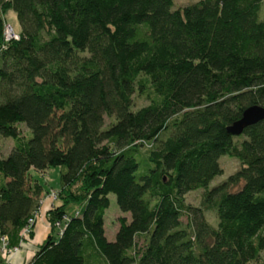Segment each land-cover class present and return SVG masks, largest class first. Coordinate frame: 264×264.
<instances>
[{"label":"trees","instance_id":"16d2710c","mask_svg":"<svg viewBox=\"0 0 264 264\" xmlns=\"http://www.w3.org/2000/svg\"><path fill=\"white\" fill-rule=\"evenodd\" d=\"M173 1L0 0L8 248L34 237L44 189L31 171L61 167L50 231L27 264H264V118L227 127L264 107L262 0ZM8 11L18 38H5ZM222 154L240 165L211 187ZM109 195L128 215L113 241Z\"/></svg>","mask_w":264,"mask_h":264},{"label":"rangeland","instance_id":"374dc122","mask_svg":"<svg viewBox=\"0 0 264 264\" xmlns=\"http://www.w3.org/2000/svg\"><path fill=\"white\" fill-rule=\"evenodd\" d=\"M193 1H197V0H174L173 1V5L172 8L175 7H182V5L184 4H188V3H193ZM261 6L260 9L257 13L258 19H264V0H262L260 2ZM6 18L7 21L9 23V27H11L13 29V31L15 33L18 32V30L20 29V26L18 24V21L14 15L13 11H8L6 13ZM135 98V106H141L142 104L147 102V99L144 97H138L134 94ZM106 123H108L107 119L105 120ZM12 144V137H4L0 135V148L1 150H3L4 153H7V151H9L10 146ZM219 161L221 163V167H222V172L221 174H219V176H217L211 183V187L213 185H216L218 183L223 182V180H225L226 178H228L229 176H231V174L234 173V171L239 168V161L233 157L231 158L229 155L227 154H222V156H220ZM60 171H61V167L60 166H51L48 169H46L45 172H38L37 170H32L31 171V176L32 179L35 181H38L44 189V197H43V201L47 200V199H51V201H55L56 200V196L55 194L58 192L59 188H60ZM201 191H190V193L186 194L185 197V201L188 205L193 206V207H197L199 206L200 200H201ZM109 200H110V205L109 207L105 210L106 213L104 215V222H105V235L107 237V239L109 241H113L115 238V232L119 226V222H117V218L120 216H126V218H128V215L125 214L123 215L121 213V211L118 209L116 200H115V196L114 195H109ZM57 202V201H56ZM43 205V203H42ZM41 205V206H42ZM41 210V207H40ZM39 213L37 215L36 218V222L35 225L37 223L38 220H41V218L44 216L43 214ZM213 212V211H211ZM46 218H47V213L45 214ZM206 218L209 219L211 225H216V218L214 217V214L210 213V212H206ZM183 222L186 221L185 217H182ZM49 223V222H48ZM27 236L28 234L24 235ZM1 239L0 238V243H1ZM0 246H2V244H0ZM19 248V247H18ZM3 247H0V251H2ZM21 249V248H19ZM18 249V250H19ZM17 250V251H18ZM5 251V249H4ZM16 251V252H17ZM2 254V259L5 260V263L8 262L9 264H14L13 263V259L12 256L15 254H12L11 256H3V252ZM260 260L263 261L264 260V251L261 253L260 255Z\"/></svg>","mask_w":264,"mask_h":264},{"label":"crops","instance_id":"0c3cea01","mask_svg":"<svg viewBox=\"0 0 264 264\" xmlns=\"http://www.w3.org/2000/svg\"><path fill=\"white\" fill-rule=\"evenodd\" d=\"M42 203L43 205L41 206L40 213L44 216L41 218V220L37 221L36 226L33 229L34 237L29 239L27 238L26 241L19 247L21 249H19L12 256L14 264H27L34 254L35 250L37 249L38 244L42 243V241L47 237L50 231V225L45 214L54 204H57V202H53L51 201V199H47ZM0 260H2V263L0 264H6L5 260L2 259V256H0Z\"/></svg>","mask_w":264,"mask_h":264},{"label":"water","instance_id":"95a60500","mask_svg":"<svg viewBox=\"0 0 264 264\" xmlns=\"http://www.w3.org/2000/svg\"><path fill=\"white\" fill-rule=\"evenodd\" d=\"M264 118V107L259 104H253L246 107L241 114V118L234 121L228 127L231 133L239 134L243 131L245 126L253 124L254 122Z\"/></svg>","mask_w":264,"mask_h":264},{"label":"built area","instance_id":"2783aa9c","mask_svg":"<svg viewBox=\"0 0 264 264\" xmlns=\"http://www.w3.org/2000/svg\"><path fill=\"white\" fill-rule=\"evenodd\" d=\"M6 28H5V38L7 39H10V38H18V34L17 33H15L14 31H13V29L11 28V27H9V24H6V26H5ZM6 238H2L1 239V243L0 244H2V246H0V247H3V249H2V251H0V256H2V252H3V256H11L12 254H14V253H16V251L19 249L18 247H16V248H8L7 247V245H6ZM4 249H5V251H4ZM6 264H9L8 262H6Z\"/></svg>","mask_w":264,"mask_h":264}]
</instances>
